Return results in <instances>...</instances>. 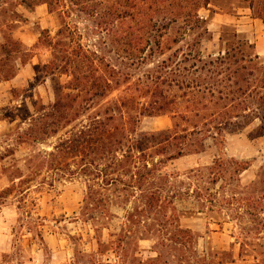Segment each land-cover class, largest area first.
<instances>
[{"label": "rangeland", "instance_id": "rangeland-1", "mask_svg": "<svg viewBox=\"0 0 264 264\" xmlns=\"http://www.w3.org/2000/svg\"><path fill=\"white\" fill-rule=\"evenodd\" d=\"M102 3L0 0V191L17 185L0 205V263L264 264L262 90L241 94L243 74L212 101L184 88L215 75L204 63L226 42L236 66L264 64V0H209L203 27L172 24L153 55ZM7 36L24 63L6 59ZM223 108L236 117L210 122Z\"/></svg>", "mask_w": 264, "mask_h": 264}, {"label": "trees", "instance_id": "trees-1", "mask_svg": "<svg viewBox=\"0 0 264 264\" xmlns=\"http://www.w3.org/2000/svg\"><path fill=\"white\" fill-rule=\"evenodd\" d=\"M25 1V0H23ZM28 1V0H26ZM48 5L56 6H68L73 4L75 6H80L84 10H90V13L97 14L100 12V7L102 6V1H106L109 6L106 16L111 18L109 21L113 23L116 19L125 20L130 19L138 23V31H146L147 33V43L152 41L155 48H151L152 55L153 53H162L161 51V39L166 31L170 28L172 24L178 22L181 23L182 33L181 36H185L189 31L194 28L203 27L205 23L203 18L198 14V10L201 7H206L209 3V0H44ZM69 4H66V2ZM264 23V16L262 17ZM107 22V21H105ZM108 23V22H107ZM154 32V34H152ZM150 34V35H149ZM148 36L150 38H148ZM233 36L237 37V34L234 32ZM140 39L143 40V37H138L137 41L140 42ZM239 45L242 47L250 48L251 45L244 40H238ZM1 49L5 53L7 60L16 61L17 59L25 56V52L20 51L19 42L13 40L11 37H4V42L2 43ZM14 49V50H13ZM161 51V52H160ZM176 53V52H175ZM20 54V56H18ZM176 56V55H174ZM234 55L229 54V46L226 42V49L223 56H217L216 58H210L204 63V66H207L204 70L209 72V74L214 73V76H210L208 81L203 83H197L195 85L186 84L185 89H188L190 92H201L202 98H205L208 95L209 100L212 101L214 97L215 87L222 84V81H230L237 84L238 76L242 75L241 81L245 84V91H241V94L245 92H250L251 85L254 82H257L258 88L262 90L259 92L261 110L264 111V64L256 62L252 55L245 54L243 55L244 64L236 66L238 60L232 59ZM26 61V60H25ZM24 60L20 58V63H24ZM232 66H235L232 69ZM15 65L9 66L5 69V73L1 76L4 80L11 78L15 73ZM171 73V72H170ZM222 74L225 75L224 79L219 78ZM256 74V77L253 75ZM236 79V80H235ZM235 80V81H234ZM174 80H171L172 84ZM175 86V85H174ZM178 88H182L181 85L176 83ZM196 90V91H195ZM240 91V90H239ZM219 99L223 98V91L218 90ZM234 90L228 92L226 95L233 96ZM200 103L196 101L195 104ZM203 108H206L203 107ZM210 115V122H228L230 119L236 117L232 115L230 110L222 109L217 112H212ZM212 115L214 118L212 119ZM198 111L194 113V117H198ZM264 120V115L261 116ZM264 122V121H263ZM82 133V131L80 132ZM250 166L249 163H243L240 167V171L246 170ZM21 177V175L19 176ZM11 186L0 191V205L2 204V199L7 196L14 188L17 186L13 180H11ZM24 179L20 178L18 181L19 184H23Z\"/></svg>", "mask_w": 264, "mask_h": 264}, {"label": "crops", "instance_id": "crops-1", "mask_svg": "<svg viewBox=\"0 0 264 264\" xmlns=\"http://www.w3.org/2000/svg\"><path fill=\"white\" fill-rule=\"evenodd\" d=\"M7 237H9V235L8 234H3V233H0V252L1 253H5V252H7V247H6V244H5V242L7 241ZM54 250V253H53V255H55V256H58V257H61V255L63 254L61 251H58L57 249H53ZM52 257V253H51V256H50V258ZM68 262H67V260L66 261H64V262H58V261H55V262H53L52 264H67ZM0 264H2V263H0Z\"/></svg>", "mask_w": 264, "mask_h": 264}]
</instances>
